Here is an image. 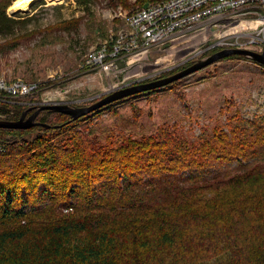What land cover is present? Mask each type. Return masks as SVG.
<instances>
[{
    "label": "trees",
    "instance_id": "obj_1",
    "mask_svg": "<svg viewBox=\"0 0 264 264\" xmlns=\"http://www.w3.org/2000/svg\"><path fill=\"white\" fill-rule=\"evenodd\" d=\"M7 6L0 33L15 23ZM55 115L66 118L59 129H46L44 118L29 130L0 129V264H264V166L218 184L175 181L264 161V126L260 137L233 126L191 138L163 125L96 147L74 131L77 120Z\"/></svg>",
    "mask_w": 264,
    "mask_h": 264
},
{
    "label": "rangeland",
    "instance_id": "obj_2",
    "mask_svg": "<svg viewBox=\"0 0 264 264\" xmlns=\"http://www.w3.org/2000/svg\"><path fill=\"white\" fill-rule=\"evenodd\" d=\"M21 1L0 0V7L8 5L6 16L15 21L10 32L0 33V79L34 84L36 89L11 99L0 94V103L13 107L8 111L11 115L26 111L28 118L39 107L52 104L85 107L100 99L101 94L144 76L142 82L158 73L156 78L174 73L196 60L168 53L149 58L141 69L131 71L154 73L129 79L124 62L119 66L123 71L103 75L85 66L86 54L124 30L123 16L145 7H141L143 0H91L86 7L76 0H34L26 9H12ZM151 1L154 4L163 0ZM47 112H40L35 119L39 124L44 118L46 129H59L66 121ZM249 121L255 123L246 124ZM172 124L191 138L210 136L215 128L230 133L233 126H246L251 135L260 137V127L264 126V67L248 60L225 59L154 92L115 102L71 125L96 147H105L108 137L139 140ZM259 166L263 167L264 161L256 158L228 162L211 173L193 179L185 175L175 181L182 186L218 184Z\"/></svg>",
    "mask_w": 264,
    "mask_h": 264
},
{
    "label": "built area",
    "instance_id": "obj_3",
    "mask_svg": "<svg viewBox=\"0 0 264 264\" xmlns=\"http://www.w3.org/2000/svg\"><path fill=\"white\" fill-rule=\"evenodd\" d=\"M123 19L124 30L86 54V67L115 75L123 71L119 66L125 62L132 79L154 73L134 74L132 69L168 53L199 59L221 49L264 52V0H163ZM144 77L131 83L142 82ZM35 89L34 84L0 79V94L6 98L27 96ZM11 114L0 112V121H9Z\"/></svg>",
    "mask_w": 264,
    "mask_h": 264
},
{
    "label": "water",
    "instance_id": "obj_4",
    "mask_svg": "<svg viewBox=\"0 0 264 264\" xmlns=\"http://www.w3.org/2000/svg\"><path fill=\"white\" fill-rule=\"evenodd\" d=\"M230 56H240L264 67V52L259 54L249 50L221 49L196 59L190 65L170 75L155 78L147 82L130 83L109 93L101 94L99 96L101 97L100 99L85 107H74L68 104L43 105L28 118H26L27 112L25 111L16 121H0V129L12 131L29 130L34 126L40 125L35 122V119L42 111L66 115L69 117L67 123H70L120 100L169 86Z\"/></svg>",
    "mask_w": 264,
    "mask_h": 264
},
{
    "label": "bare ground",
    "instance_id": "obj_5",
    "mask_svg": "<svg viewBox=\"0 0 264 264\" xmlns=\"http://www.w3.org/2000/svg\"><path fill=\"white\" fill-rule=\"evenodd\" d=\"M34 0H23L20 3L16 4L12 9L18 10V9H26L28 5L33 2Z\"/></svg>",
    "mask_w": 264,
    "mask_h": 264
}]
</instances>
